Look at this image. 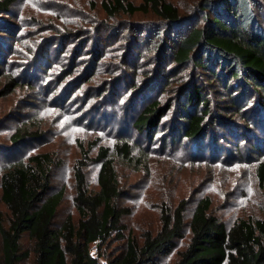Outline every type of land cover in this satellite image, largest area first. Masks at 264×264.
Segmentation results:
<instances>
[{"label":"rangeland","instance_id":"374dc122","mask_svg":"<svg viewBox=\"0 0 264 264\" xmlns=\"http://www.w3.org/2000/svg\"><path fill=\"white\" fill-rule=\"evenodd\" d=\"M104 1L111 0H16L7 12H0L3 226L9 221L1 200L7 163L50 154L53 192L65 191L56 219L59 225L68 216L79 218L73 175L76 162L86 153L88 190H99L101 148L108 149L115 161L124 195L119 203L131 212L123 218L126 237L141 242L143 233L160 227V208H176L182 200L187 205L186 222L206 197L212 215L227 227L239 219H264V187L258 175L264 164L262 97L234 82L231 91H225L208 73L175 64L173 32L163 21L153 13L110 16ZM167 1L190 17L200 0ZM254 10L264 28V0H256ZM156 33H162L160 38ZM194 83L202 86L211 110L202 145L200 138L176 137L179 105L187 86ZM153 101L169 111L152 133L146 132L150 135L141 134L132 127L133 121ZM16 135L24 139L15 141ZM123 143L132 148V162L118 154L117 145ZM189 238L186 230L176 249L157 263L176 264ZM125 243L112 240L101 249L93 247L91 253L108 264ZM21 248L29 257L20 264H34L27 233ZM1 258L0 239V264Z\"/></svg>","mask_w":264,"mask_h":264},{"label":"trees","instance_id":"16d2710c","mask_svg":"<svg viewBox=\"0 0 264 264\" xmlns=\"http://www.w3.org/2000/svg\"><path fill=\"white\" fill-rule=\"evenodd\" d=\"M15 1H0V12H7ZM102 6L110 16L118 12L155 14L173 32L170 38L175 43V64L208 73L225 91H231L232 82L243 84L249 93L260 95L264 103V28L254 10L256 0H200L190 17L181 15L167 0H141L139 6L111 0ZM161 34L156 33V37ZM159 106L158 101H153L144 107L132 127L150 135L169 111ZM179 106L180 129L176 137L200 138L202 145L201 138L211 125L206 124L211 110L202 86H187ZM217 119L218 124L220 116ZM18 137L24 139L16 135L14 140L18 141ZM131 150L127 143L117 145L118 154L130 162L134 158ZM87 154L74 166L73 202L79 218L68 216L59 225L56 219L65 191L53 192L50 154L7 163L1 176V200L9 213L7 227L0 221L2 264H20L29 257V252L21 248L25 233L33 243L34 264H101L92 255V248L101 249L112 240L126 243L121 253L108 259V264H158L160 257L176 249L186 230L190 238L176 264H264V219H239L227 227L212 215L208 197L197 203L189 222L185 217L187 205L182 200L176 208H160V227L154 233H143L141 242L132 235L126 237L123 218L131 212L119 203L124 195L115 161L108 149H100L99 190L90 192ZM258 175L264 187V164Z\"/></svg>","mask_w":264,"mask_h":264}]
</instances>
